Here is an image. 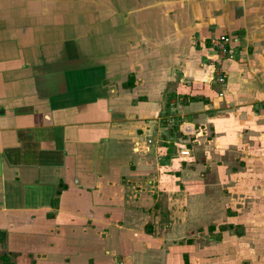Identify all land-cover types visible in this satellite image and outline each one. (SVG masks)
Here are the masks:
<instances>
[{
  "label": "crops",
  "instance_id": "0c3cea01",
  "mask_svg": "<svg viewBox=\"0 0 264 264\" xmlns=\"http://www.w3.org/2000/svg\"><path fill=\"white\" fill-rule=\"evenodd\" d=\"M1 255L264 264V0H0Z\"/></svg>",
  "mask_w": 264,
  "mask_h": 264
},
{
  "label": "built area",
  "instance_id": "2783aa9c",
  "mask_svg": "<svg viewBox=\"0 0 264 264\" xmlns=\"http://www.w3.org/2000/svg\"><path fill=\"white\" fill-rule=\"evenodd\" d=\"M229 38L226 35H219L209 40V47L215 54L221 59L231 60L235 56L229 48ZM216 73L215 81L217 84L223 83V76L220 69H215ZM187 152H181L182 155H186Z\"/></svg>",
  "mask_w": 264,
  "mask_h": 264
},
{
  "label": "rangeland",
  "instance_id": "374dc122",
  "mask_svg": "<svg viewBox=\"0 0 264 264\" xmlns=\"http://www.w3.org/2000/svg\"><path fill=\"white\" fill-rule=\"evenodd\" d=\"M181 152H186V151H180V152H178V156H186L187 155V153H186V155H182L181 154ZM207 162V161H206ZM208 165H209V163L208 164H205L204 165V167H202L200 170V174H202L204 177L205 176H207L208 175V173L207 172H209V171H207L208 170ZM209 169H210V167H209ZM8 254V253H7ZM9 258H10V260H11V256H8ZM1 264V263H0Z\"/></svg>",
  "mask_w": 264,
  "mask_h": 264
},
{
  "label": "trees",
  "instance_id": "16d2710c",
  "mask_svg": "<svg viewBox=\"0 0 264 264\" xmlns=\"http://www.w3.org/2000/svg\"><path fill=\"white\" fill-rule=\"evenodd\" d=\"M0 263L1 264H11L10 258L6 257L5 255L0 256Z\"/></svg>",
  "mask_w": 264,
  "mask_h": 264
}]
</instances>
